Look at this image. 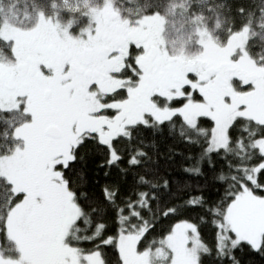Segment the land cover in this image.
Segmentation results:
<instances>
[{"label": "snow or ice", "instance_id": "1", "mask_svg": "<svg viewBox=\"0 0 264 264\" xmlns=\"http://www.w3.org/2000/svg\"><path fill=\"white\" fill-rule=\"evenodd\" d=\"M0 264H264V0H0Z\"/></svg>", "mask_w": 264, "mask_h": 264}]
</instances>
